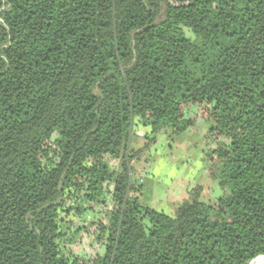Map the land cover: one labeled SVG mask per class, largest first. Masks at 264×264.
<instances>
[{
    "label": "trees",
    "instance_id": "trees-1",
    "mask_svg": "<svg viewBox=\"0 0 264 264\" xmlns=\"http://www.w3.org/2000/svg\"><path fill=\"white\" fill-rule=\"evenodd\" d=\"M199 123L212 125L201 159L215 203L195 185L171 214L142 205L134 163ZM95 207L102 252L74 255L65 218ZM259 256L264 0H0V264Z\"/></svg>",
    "mask_w": 264,
    "mask_h": 264
},
{
    "label": "rangeland",
    "instance_id": "rangeland-1",
    "mask_svg": "<svg viewBox=\"0 0 264 264\" xmlns=\"http://www.w3.org/2000/svg\"><path fill=\"white\" fill-rule=\"evenodd\" d=\"M211 126L210 123L206 124L203 132H207ZM195 132L196 127L184 133L175 134L171 138L168 137L167 143V139L165 142L158 139L149 153L143 154L141 159L134 163V167L138 169H135L134 173L131 174V179L135 180V185L141 188L139 199L142 205L160 209L157 205L159 194L163 193L164 187L172 188V184L167 182L170 180H173V183L176 180L189 182L190 177L195 173L197 176L201 172V158L206 149V146H201V144L205 143L206 135L204 134L202 137L201 133L196 135L197 132ZM134 139L130 148L138 147L134 144ZM211 186L212 190L207 188L206 192L201 195V199L210 205L215 203L220 195L218 186L215 183H211ZM107 204L108 206L111 205L109 200H107ZM94 210H96V215L94 217L86 215L85 220H81L82 217L74 218L73 221L68 217L65 218L62 231L66 234L67 248L74 255L89 258L102 252L101 247L98 246L100 242L91 237L94 230L90 224L94 221H105V214L102 208L95 207ZM258 263L250 262L249 264Z\"/></svg>",
    "mask_w": 264,
    "mask_h": 264
},
{
    "label": "crops",
    "instance_id": "crops-1",
    "mask_svg": "<svg viewBox=\"0 0 264 264\" xmlns=\"http://www.w3.org/2000/svg\"><path fill=\"white\" fill-rule=\"evenodd\" d=\"M204 127H205V125L202 123L197 124V127H196L197 134L196 135H198V134L200 135V133H201L202 137H203V135L207 133L205 131L203 132ZM147 132H148V130L141 129L140 131H138V133L136 135L133 136L135 138V139L133 138L134 144L136 146L138 145L137 148L134 147L133 149H139L140 147H142V145L144 143L143 135ZM158 137L159 138H157V140L161 139L162 142H165L166 139H167L166 143L169 141L168 136L165 134H161ZM133 139H132L131 143L133 142ZM157 140H156V142H157ZM181 143H182V141H181ZM196 143H198V142H196ZM155 145L156 144H154V146ZM198 145H199V143H198ZM203 145H205V144L204 143L201 144V146H203ZM135 169H138V168H135ZM195 174H197V173H195ZM195 174L192 177H190L189 182L188 181H181V180H176L174 183H173V180H170L169 182H167L170 185L172 184V186H171L172 188L169 189V188L164 187L163 193H160L158 196V204L157 205L160 209H158V208H156V209L163 210V211L171 214L174 210L173 207H174L175 203L186 198L188 193L190 192V190L192 188H194L195 185H201L204 188V192H206L207 188L208 189L210 188L212 190V186H211L212 182H210L207 179V174H206V171L204 170V166L201 165V172L197 176H195Z\"/></svg>",
    "mask_w": 264,
    "mask_h": 264
},
{
    "label": "bare ground",
    "instance_id": "bare-ground-1",
    "mask_svg": "<svg viewBox=\"0 0 264 264\" xmlns=\"http://www.w3.org/2000/svg\"><path fill=\"white\" fill-rule=\"evenodd\" d=\"M258 264H264V262H260V263H258Z\"/></svg>",
    "mask_w": 264,
    "mask_h": 264
},
{
    "label": "water",
    "instance_id": "water-1",
    "mask_svg": "<svg viewBox=\"0 0 264 264\" xmlns=\"http://www.w3.org/2000/svg\"><path fill=\"white\" fill-rule=\"evenodd\" d=\"M259 257H263V256H259ZM264 258V257H263ZM256 259H258V258H256ZM254 261V260H253ZM252 262V261H251Z\"/></svg>",
    "mask_w": 264,
    "mask_h": 264
}]
</instances>
